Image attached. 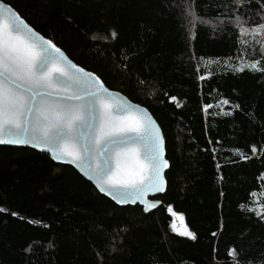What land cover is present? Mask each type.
Instances as JSON below:
<instances>
[{
  "label": "trees",
  "instance_id": "1",
  "mask_svg": "<svg viewBox=\"0 0 264 264\" xmlns=\"http://www.w3.org/2000/svg\"><path fill=\"white\" fill-rule=\"evenodd\" d=\"M0 1L146 108L169 161L161 204L145 214L115 205L46 153L0 147V264H233L237 253L241 264H264V219L255 215L264 216V72L235 71L256 59L264 68V35L238 42L232 0H195L194 25L183 15L188 0ZM169 205L195 240L171 230Z\"/></svg>",
  "mask_w": 264,
  "mask_h": 264
},
{
  "label": "snow or ice",
  "instance_id": "2",
  "mask_svg": "<svg viewBox=\"0 0 264 264\" xmlns=\"http://www.w3.org/2000/svg\"><path fill=\"white\" fill-rule=\"evenodd\" d=\"M232 3L235 11L228 19L238 30V42L247 43L240 37L256 40L264 35V2ZM251 3L259 5V9H252ZM240 8L247 9V19L239 14ZM183 15L192 25L197 19L202 20L195 11V0H188ZM110 36L114 40L116 31L110 30ZM90 39L96 41L99 36L94 33ZM103 39L106 41L107 37ZM260 53L264 56V44L260 45ZM258 65L259 59L252 61L249 70L264 72ZM123 67L126 69L127 65ZM235 71L243 72L244 67ZM169 99L174 102L177 98ZM208 107L211 105L205 109ZM0 144L30 145L50 153L57 162L74 165L119 205L139 202L149 212L160 201L149 202L146 197L166 191L164 170L169 168V161L165 158V137L150 112L110 91L100 73L74 63L52 38L35 30L7 3H0ZM251 152L257 153L256 146H252ZM239 155L240 159L250 158ZM5 211L0 207V213ZM167 211L183 222V214L174 212L171 205ZM255 215L264 219L259 211ZM170 227L180 236L196 239L186 225L180 230L173 222ZM30 249L31 245L25 251ZM236 251L230 249L229 257ZM233 264H241L238 253Z\"/></svg>",
  "mask_w": 264,
  "mask_h": 264
},
{
  "label": "water",
  "instance_id": "3",
  "mask_svg": "<svg viewBox=\"0 0 264 264\" xmlns=\"http://www.w3.org/2000/svg\"><path fill=\"white\" fill-rule=\"evenodd\" d=\"M0 3H4V2L0 1ZM109 90H110V89H109ZM110 91H113V92L118 93L121 97H123V98L127 99L129 102H131V101H130L126 96H124L123 94H121V93H119V92H117V91H115V90H110ZM131 103H133V102H131ZM133 104H136V103H133ZM136 105H138V104H136ZM138 106L144 108V107L141 106V105H138ZM0 147L26 148V149H31V150H34V151H37V152H43V151H39V150H37V149H35V148H32L30 145L0 144ZM43 153L48 154L49 157H50V159H51L54 163L59 164V165L69 166V167L73 168V169H74L77 173H79L84 179H86L90 184H92L93 187H94V188H95V189H96V190H97L102 196H104L105 198L109 199L111 202H113L115 205H117V206H119V207L136 206V205H138V206H140V207L142 208L143 212H144L145 214H147V213H149V212H151V211H153V210H156V209L160 206V204H161V202H160V204H159L157 207L151 209L149 212H145V211H144V206H143L142 204H140L139 202H137V203H135V204H124V205L116 204V202H115L114 200H112L110 196H106L105 194L101 193V192L99 191L98 187L96 186V184H95L92 180H89V179H88V178H87V177H86V176L80 171V169L76 168V167H75L74 165H72V164L61 163V162H57V161L53 160L52 157H51V154H50V153H47V152H43ZM167 170H168V168L164 170V176H165ZM165 180H166V179H165ZM164 193H165V192H164ZM164 193H156V194H151V193H150V194L146 197V199H147L149 202H152V201H155V200H156V199H154V198H156V197H158V196H160V195H163Z\"/></svg>",
  "mask_w": 264,
  "mask_h": 264
},
{
  "label": "rangeland",
  "instance_id": "4",
  "mask_svg": "<svg viewBox=\"0 0 264 264\" xmlns=\"http://www.w3.org/2000/svg\"><path fill=\"white\" fill-rule=\"evenodd\" d=\"M248 65H250V64L245 63V64L241 65L240 67H248ZM248 68H249V67H248ZM173 222L175 223L176 227H177L178 229H180V230H182V229H183V226L185 225V224H184V221L181 222V221L179 220L178 217H175V218L172 220L171 224H172Z\"/></svg>",
  "mask_w": 264,
  "mask_h": 264
}]
</instances>
